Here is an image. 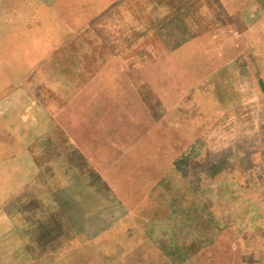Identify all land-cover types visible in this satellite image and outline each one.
<instances>
[{
    "label": "rangeland",
    "instance_id": "374dc122",
    "mask_svg": "<svg viewBox=\"0 0 264 264\" xmlns=\"http://www.w3.org/2000/svg\"><path fill=\"white\" fill-rule=\"evenodd\" d=\"M0 264H264V0H0Z\"/></svg>",
    "mask_w": 264,
    "mask_h": 264
}]
</instances>
